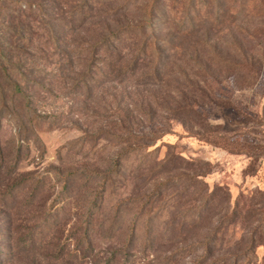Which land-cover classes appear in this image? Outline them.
I'll use <instances>...</instances> for the list:
<instances>
[{
  "label": "rangeland",
  "instance_id": "rangeland-1",
  "mask_svg": "<svg viewBox=\"0 0 264 264\" xmlns=\"http://www.w3.org/2000/svg\"><path fill=\"white\" fill-rule=\"evenodd\" d=\"M11 1L25 0L0 8ZM221 16L189 36L158 17L153 58L132 70L96 56L81 91L76 49L63 73L11 66L21 89L3 83L15 116L0 120V264H193L216 230L213 258L244 252L239 264H264V11ZM184 214L201 219L184 226Z\"/></svg>",
  "mask_w": 264,
  "mask_h": 264
},
{
  "label": "trees",
  "instance_id": "trees-1",
  "mask_svg": "<svg viewBox=\"0 0 264 264\" xmlns=\"http://www.w3.org/2000/svg\"><path fill=\"white\" fill-rule=\"evenodd\" d=\"M9 8H0L4 12L1 16L0 27V75L6 77V81L0 79V120L5 115L10 118L15 116L8 108L6 91H18L21 85L10 74L11 66L25 65V72L31 68H45L48 64L58 65L61 73L72 65V53L78 51L77 74L81 77L74 80V86L78 91L90 88L94 74L91 72L98 68L94 64L96 56L104 55L107 58L117 56L124 61L128 68L134 70L144 59L153 58L158 49L156 37L149 31L160 17V20L177 28L185 36L191 35L196 27H204L207 34L217 27L221 19V12L226 11L240 13L246 10H263L264 0H38L10 2ZM133 13L135 22H126L124 25L112 27L109 20H117ZM100 21L107 24H99ZM35 21H38L36 26ZM81 29V30H80ZM80 38L75 44L76 38ZM36 39L37 43H34ZM211 40V38H210ZM23 46L20 47V43ZM213 48V45H209ZM24 49V54L16 56V51ZM128 49L126 53L124 50ZM56 57V62L51 60ZM15 60L18 63H15ZM40 60V62H37ZM111 64V61L109 60ZM108 65V62L105 63ZM92 75L89 79L88 76ZM3 83L9 87L4 86ZM194 109L188 108L187 115H192ZM176 115L184 114V107L172 109ZM156 142H143L139 151L148 152V148ZM134 151L130 149L128 152ZM122 155L114 160V168L103 177L101 188L97 195L101 196L108 191L113 184L114 175L118 174ZM52 217L46 218L44 226L46 231L52 227ZM201 219L200 214L188 218L184 214V226L193 221L192 227ZM218 231V232H216ZM204 242L199 243L203 254L193 264H239V257H245L244 252L225 255L221 258H213L214 243L216 245L220 237V231L216 230ZM132 233V232H131ZM133 235V233H132ZM130 234V239L133 238ZM86 249L92 247L89 231H85L82 238ZM213 243V244H212ZM188 249V248H187ZM201 250V249H197ZM251 252V251H250ZM249 252V253H250ZM85 253V252H84ZM246 261L249 258H245Z\"/></svg>",
  "mask_w": 264,
  "mask_h": 264
}]
</instances>
